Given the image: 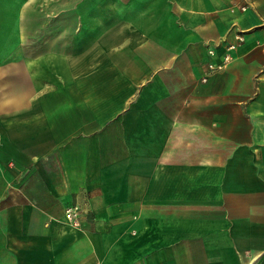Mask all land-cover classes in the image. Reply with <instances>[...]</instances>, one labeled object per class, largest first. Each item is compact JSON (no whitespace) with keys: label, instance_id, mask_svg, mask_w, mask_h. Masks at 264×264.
Instances as JSON below:
<instances>
[{"label":"crops","instance_id":"crops-1","mask_svg":"<svg viewBox=\"0 0 264 264\" xmlns=\"http://www.w3.org/2000/svg\"><path fill=\"white\" fill-rule=\"evenodd\" d=\"M0 264H264V0H0Z\"/></svg>","mask_w":264,"mask_h":264},{"label":"built area","instance_id":"built-area-1","mask_svg":"<svg viewBox=\"0 0 264 264\" xmlns=\"http://www.w3.org/2000/svg\"><path fill=\"white\" fill-rule=\"evenodd\" d=\"M228 56L225 57V60H228ZM211 67V66H210ZM80 208L77 205H72L66 208L64 211V218L66 219L67 222L78 226L80 225Z\"/></svg>","mask_w":264,"mask_h":264}]
</instances>
